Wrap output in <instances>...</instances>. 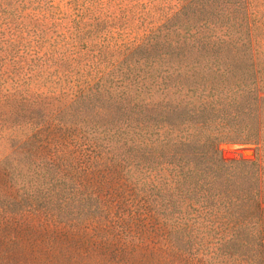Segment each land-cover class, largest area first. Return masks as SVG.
<instances>
[{
  "label": "trees",
  "instance_id": "trees-1",
  "mask_svg": "<svg viewBox=\"0 0 264 264\" xmlns=\"http://www.w3.org/2000/svg\"><path fill=\"white\" fill-rule=\"evenodd\" d=\"M0 183V264H264V0H0Z\"/></svg>",
  "mask_w": 264,
  "mask_h": 264
},
{
  "label": "rangeland",
  "instance_id": "rangeland-1",
  "mask_svg": "<svg viewBox=\"0 0 264 264\" xmlns=\"http://www.w3.org/2000/svg\"><path fill=\"white\" fill-rule=\"evenodd\" d=\"M219 148L225 159L234 158L237 155L246 158L253 156L250 146L223 144ZM243 148L249 151L241 153ZM0 192L5 195H13V189L2 183H0ZM14 217V236L19 238L18 249L25 255L26 261L43 260L48 257L52 262L55 260L58 264H85L88 260L85 256L87 251L85 246L89 244L87 238H79L77 233H72L65 228H56L42 217H32L29 214H24L23 217ZM158 233V230L147 232L151 238H156ZM12 235L10 233L11 237Z\"/></svg>",
  "mask_w": 264,
  "mask_h": 264
},
{
  "label": "water",
  "instance_id": "water-1",
  "mask_svg": "<svg viewBox=\"0 0 264 264\" xmlns=\"http://www.w3.org/2000/svg\"><path fill=\"white\" fill-rule=\"evenodd\" d=\"M245 151H249V150H247L246 148H243V149L241 150V153H244Z\"/></svg>",
  "mask_w": 264,
  "mask_h": 264
}]
</instances>
